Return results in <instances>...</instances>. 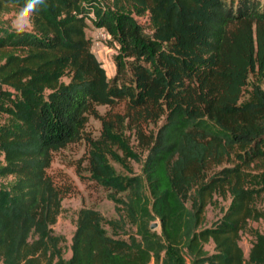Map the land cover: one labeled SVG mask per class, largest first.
I'll list each match as a JSON object with an SVG mask.
<instances>
[{
    "label": "trees",
    "instance_id": "1",
    "mask_svg": "<svg viewBox=\"0 0 264 264\" xmlns=\"http://www.w3.org/2000/svg\"><path fill=\"white\" fill-rule=\"evenodd\" d=\"M24 3L0 0V264H264V233L246 258L239 243L248 220L264 218L250 205L264 186L248 188L244 170L264 158V0H39L17 34L4 15ZM90 24L117 44L121 84L91 49ZM253 72L263 87L240 102ZM89 115L106 136L126 121L147 150L140 173L123 177L100 155L89 161L125 191L117 200L134 230L107 235L100 212L81 207L64 257L51 224L70 185L48 169ZM226 189L228 206L204 226L212 194Z\"/></svg>",
    "mask_w": 264,
    "mask_h": 264
},
{
    "label": "rangeland",
    "instance_id": "2",
    "mask_svg": "<svg viewBox=\"0 0 264 264\" xmlns=\"http://www.w3.org/2000/svg\"><path fill=\"white\" fill-rule=\"evenodd\" d=\"M12 25L15 13L10 12L4 15ZM94 28L90 24L86 34H93ZM99 55L106 73L109 75V82L115 77V83L121 84L128 76L125 65L117 68L118 46L115 42L104 40L103 45L97 49L93 48ZM101 53V54H100ZM122 60V59H121ZM68 80V77H63ZM259 83L263 87L261 78L255 73L248 75L247 84L242 88L240 102L253 101L252 85ZM116 104L110 110L119 108ZM98 112L103 114L109 109L106 105H97ZM162 119L156 125L148 124L147 130L155 131ZM243 147L236 146L232 153L235 160L236 154H241ZM146 148L141 146L135 136L134 126L126 121L118 128H112L110 135L103 134V128L99 119L89 115L81 133V138L65 147L55 151L49 167V173L57 181L70 185V192L61 201V210L57 215L51 229L54 234L63 237L61 244L64 257L70 255V239L75 228V218L81 207H92L100 212L101 226L107 235L126 238L127 232H132L134 227L125 219L121 204L117 199L123 198L125 191H116L112 187L105 186L101 180L95 178L89 170V161L92 154L100 155L106 164L113 169L114 175L118 177L140 173L141 163L146 155ZM229 162L223 161L212 167L206 173L207 176L216 172ZM246 174V186L256 189L264 186V158L254 161L244 168ZM8 177H0V182ZM230 194L226 189L223 194L214 192L209 204L205 208L204 226H209L216 220L230 202ZM189 205V202L187 203ZM251 207L264 211V190L254 194L250 202ZM157 228V227H156ZM264 233V218L257 220L249 219L244 230L240 234L239 243L246 258L251 241L255 233ZM204 248L211 252L213 243L205 244ZM149 264H154L150 262Z\"/></svg>",
    "mask_w": 264,
    "mask_h": 264
},
{
    "label": "clouds",
    "instance_id": "3",
    "mask_svg": "<svg viewBox=\"0 0 264 264\" xmlns=\"http://www.w3.org/2000/svg\"><path fill=\"white\" fill-rule=\"evenodd\" d=\"M39 4V0H31V3L25 0L22 7H19L15 13V18L12 21L11 27L17 34H22L32 26V12Z\"/></svg>",
    "mask_w": 264,
    "mask_h": 264
},
{
    "label": "built area",
    "instance_id": "4",
    "mask_svg": "<svg viewBox=\"0 0 264 264\" xmlns=\"http://www.w3.org/2000/svg\"><path fill=\"white\" fill-rule=\"evenodd\" d=\"M94 32L91 34L90 47L97 49L99 46L103 45V41L108 39L106 31L102 27H97L93 29ZM93 52H95L93 50Z\"/></svg>",
    "mask_w": 264,
    "mask_h": 264
},
{
    "label": "crops",
    "instance_id": "5",
    "mask_svg": "<svg viewBox=\"0 0 264 264\" xmlns=\"http://www.w3.org/2000/svg\"><path fill=\"white\" fill-rule=\"evenodd\" d=\"M94 53H95V55L97 56V58L99 59V55H98L99 53H98V54H97V52H94ZM100 54H101V53H100Z\"/></svg>",
    "mask_w": 264,
    "mask_h": 264
},
{
    "label": "water",
    "instance_id": "6",
    "mask_svg": "<svg viewBox=\"0 0 264 264\" xmlns=\"http://www.w3.org/2000/svg\"><path fill=\"white\" fill-rule=\"evenodd\" d=\"M155 226H157V223L156 222H154V224H153V227H155Z\"/></svg>",
    "mask_w": 264,
    "mask_h": 264
}]
</instances>
